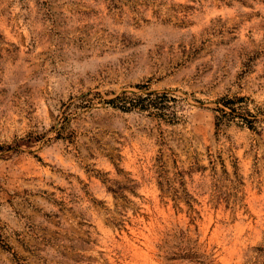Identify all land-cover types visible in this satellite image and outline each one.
<instances>
[{
	"label": "rangeland",
	"instance_id": "obj_1",
	"mask_svg": "<svg viewBox=\"0 0 264 264\" xmlns=\"http://www.w3.org/2000/svg\"><path fill=\"white\" fill-rule=\"evenodd\" d=\"M0 264H264V0H0Z\"/></svg>",
	"mask_w": 264,
	"mask_h": 264
},
{
	"label": "trees",
	"instance_id": "obj_2",
	"mask_svg": "<svg viewBox=\"0 0 264 264\" xmlns=\"http://www.w3.org/2000/svg\"><path fill=\"white\" fill-rule=\"evenodd\" d=\"M153 93H146L145 97L141 95L135 96L127 95L125 92L122 94L115 96L110 100H106L104 103L108 104L113 108H118L122 111H131L135 108L144 110L148 107L144 102L146 98L151 96ZM244 102V98H239L237 101L229 100V99H221L218 101L220 106L217 107L216 111L219 112V115L216 116L215 125L219 130L223 124L233 119H239L246 127L250 130L256 129V123L260 120L257 119L256 115H253L251 112L247 111L246 115H244L241 110V107H236V104H242ZM228 109L229 111H226Z\"/></svg>",
	"mask_w": 264,
	"mask_h": 264
}]
</instances>
